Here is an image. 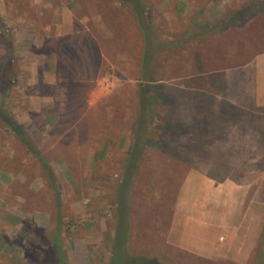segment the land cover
Wrapping results in <instances>:
<instances>
[{
    "label": "rangeland",
    "instance_id": "374dc122",
    "mask_svg": "<svg viewBox=\"0 0 264 264\" xmlns=\"http://www.w3.org/2000/svg\"><path fill=\"white\" fill-rule=\"evenodd\" d=\"M60 1V6L72 14L73 32L82 31L78 28L85 25L97 43L96 32L103 39L111 36L108 20L119 0ZM21 2L28 4L27 0ZM144 2L163 42L179 38L191 20L201 31L196 39L180 41L177 52L158 59V84L162 82L166 90L169 87L168 92L176 94L184 89L183 76H210L226 61L239 64L264 49V9L258 6L264 0ZM105 4L114 8H104ZM246 7L251 12L223 30L202 32L222 15ZM0 20L5 29L0 28V108L17 121L47 161L61 202L57 209L50 176L0 117V264H51L34 228L52 229L57 210L62 216L63 242L70 263L102 264L111 247L115 191L132 145L131 108L137 100V82L121 74L126 62L102 57L98 67L85 77L91 80V92L86 97L85 92L81 99L80 85L73 84V79L87 74L89 59L95 58L84 38L77 40L76 52L68 63L65 60L68 71L59 75L51 67L50 51L60 47V37L53 40L49 30L44 33L36 20L18 22L1 16ZM8 54L12 56L6 75L9 84L2 93ZM54 57L53 53V61ZM43 73L48 79L54 76L52 86L40 82ZM166 160L163 153L147 151L134 179L133 201L142 202L132 206L139 214L134 221L140 239L134 246L150 251L151 240L156 244L160 241L162 254L181 262L188 256L167 244L166 233L185 166Z\"/></svg>",
    "mask_w": 264,
    "mask_h": 264
},
{
    "label": "crops",
    "instance_id": "0c3cea01",
    "mask_svg": "<svg viewBox=\"0 0 264 264\" xmlns=\"http://www.w3.org/2000/svg\"><path fill=\"white\" fill-rule=\"evenodd\" d=\"M27 2L0 0L1 18L37 21L53 40L73 32L62 1ZM57 50L50 51L51 67ZM46 76L40 82L52 86L54 76ZM181 79L184 89L178 107L165 111L170 133L163 131L161 142L166 161L185 166L166 242L201 259L246 264L264 226V49L242 64L226 61L210 76ZM73 84L80 85L81 99L90 94V79L78 77Z\"/></svg>",
    "mask_w": 264,
    "mask_h": 264
},
{
    "label": "trees",
    "instance_id": "16d2710c",
    "mask_svg": "<svg viewBox=\"0 0 264 264\" xmlns=\"http://www.w3.org/2000/svg\"><path fill=\"white\" fill-rule=\"evenodd\" d=\"M117 10L113 9L114 6L105 4L104 8L113 9V14L109 16L108 24L111 36L108 38H101L97 34L99 43H97L96 37L92 36L89 31H86L85 25L79 27L82 31L72 32L69 35H64L58 39L60 47L54 52L53 70H58L59 75H65L67 70V63L69 57L74 55L75 45L78 44L77 40L84 38L88 44L91 45L95 58L90 57L88 63V72L80 76V78L89 77L93 72V69L99 64L100 60L107 58L108 56L114 60H122L126 62L121 74L128 78L135 79L137 98L135 104L131 108L132 119L130 126L132 128V145L128 149L125 157V162L122 170L121 182L115 191L116 201L113 209V228H112V241L109 252L102 260V264H221L219 261H210L207 259H201L199 257L185 254L186 260H173L171 257L164 256L161 250V242L156 244L153 240L151 250L138 249L134 246L139 238V232L136 230L138 223L134 219H139L138 212L133 209L134 205L142 203L137 200L133 201L132 188L134 179L137 176L138 169H140L141 161L147 151L154 150L162 154V145L164 134L170 133L165 128V111H173L178 107V95L181 91L174 94V92H168L169 87L159 83L157 72V63H160V59L163 55L168 53L173 54L181 49L180 41L186 38H198L201 34L198 25H195V21L191 20L187 25V30L180 34L179 38H174L170 43L163 42L160 38L161 34L156 27L154 19L151 17L150 9L144 0H119ZM260 7L264 9V2L259 3ZM116 11V12H115ZM251 12V8L246 7L243 9H235V11L222 15L216 24L210 27H206L202 32H217L223 30L227 25L232 22L238 21L247 16ZM108 17V16H107ZM74 27L77 28L78 23L74 21ZM2 27V23L0 22ZM197 33L195 32V27ZM94 29V28H93ZM75 30V29H74ZM199 32V33H198ZM12 43L10 38L8 39V48L10 49ZM79 53V51H77ZM103 57V58H102ZM12 56L8 54L5 59V77L2 79L4 86L2 91H6L8 87V80L6 81V75L11 70ZM65 60L67 63H65ZM248 60V59H247ZM246 60V61H247ZM59 61V63H57ZM244 61V62H246ZM241 62L239 64H242ZM61 63L64 65L62 66ZM58 64L59 67H55ZM67 78V77H66ZM5 80V81H4ZM68 80V79H67ZM158 84V85H157ZM1 91V92H2ZM133 98V97H132ZM163 110V111H162ZM0 117L5 125L14 132L21 142L26 145L27 150L33 154L41 162V167L45 169V173L51 178L52 187L54 188V197L56 202V208L60 206V195L57 191L54 183L55 177L52 175V171L45 160V158L39 153L37 147L33 145L31 139L26 135L21 126L6 113L5 110L0 108ZM77 118V116H75ZM167 127V126H166ZM172 130L175 127L172 126ZM106 148V147H105ZM104 151V149H103ZM103 153V152H102ZM227 165H217L216 169H223ZM143 172H147L142 170ZM141 170L139 172H142ZM152 176V173L149 172ZM217 174H220L218 172ZM220 181V178L216 179ZM145 193L146 190H142ZM133 206V207H132ZM56 224L50 230H42L34 228L35 233L40 237L46 253L51 260V264H71L67 249L63 242V229H62V216L60 210H57L55 217ZM138 221V220H137ZM154 236V235H152ZM189 259V260H188ZM17 264H22L18 262ZM24 264V263H23ZM246 264H264V226L257 240L255 249L250 260Z\"/></svg>",
    "mask_w": 264,
    "mask_h": 264
}]
</instances>
